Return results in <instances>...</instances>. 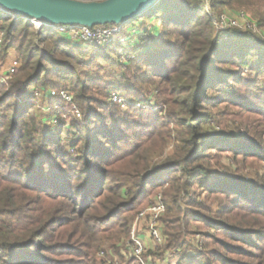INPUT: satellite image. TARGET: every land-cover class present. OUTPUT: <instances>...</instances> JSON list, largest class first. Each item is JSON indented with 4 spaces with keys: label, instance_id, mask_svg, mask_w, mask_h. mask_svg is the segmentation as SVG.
<instances>
[{
    "label": "trees",
    "instance_id": "trees-1",
    "mask_svg": "<svg viewBox=\"0 0 264 264\" xmlns=\"http://www.w3.org/2000/svg\"><path fill=\"white\" fill-rule=\"evenodd\" d=\"M232 1L239 4L237 6L251 9L259 24L264 26V0H210V3L206 0H161L144 15L123 25L126 41L135 36L136 26L146 27L147 23L153 25L144 36L134 37V42L142 45L150 38L151 32L158 29L154 23L160 19L164 28L161 32L156 31L154 38L158 39L155 48L163 51L159 52L163 65L170 60L173 50H170L169 43L164 39L160 41L159 37L163 35L167 39L170 35L168 28H173L172 34L180 37L175 45L176 66L171 69V75L163 79L170 85V95L178 107L171 114L175 117L174 123L181 126L186 137H189L182 142L179 140L182 147L178 158L173 160V167H177L182 176L173 175L174 172L166 168L161 177L163 187L168 183L169 187L172 185L170 190H166L163 201L167 211L174 212L176 221H180L179 214L183 212L182 197L195 186L210 190L215 195L237 194L223 183L208 184V179L214 173L205 172L200 166L194 165L199 157L206 156L205 147L216 149L219 145V142L216 143V134L208 128L213 119L201 111L204 105L219 103L225 94L231 95L232 82L234 85L243 84L242 77L230 66H235L243 73L249 70L254 75L264 71L263 41L251 34H237L235 39H229L225 37L226 34L216 31L217 22L224 11L232 7ZM0 23L4 30L3 54L18 47L22 62L9 86L5 88L0 85V110L3 112V121H0V155L5 161V164L0 163V264H50L47 256L39 254L49 249L47 233L71 225L83 231L90 229L95 240L86 254L78 256L80 260L75 264H115L114 260L108 262L107 258H104L105 261L97 259V254L106 248L115 252V258L126 259L127 254L123 252L127 251L125 241L130 236L136 215L148 206L142 204L151 192H148L147 187H157L151 184V180L159 178L161 170L147 173L152 161L148 155L138 157L136 166H143L142 169H127L128 165L123 166L131 158L130 164L134 165V154L141 145L135 146L136 149L128 148L116 156L115 151L119 150L120 142L126 138L122 127L118 126L119 121L113 114L98 117L87 102L84 116L89 123L100 124L94 128L75 126L80 129V156L76 164L75 161L67 160L71 155L60 151L63 134L54 140L41 135L48 128L44 116H49L41 112L40 104H45L51 94H44L40 100L33 93L37 89L43 92L45 89L57 88L58 82L51 80V77L69 79L72 83L70 91L74 93L77 104L82 106L86 96L84 93L91 90L88 81H93V78L86 73L87 77L82 79L70 61L87 65L82 51L85 48L79 46L78 41L70 35L60 34L47 26L36 31L31 20L16 18L3 10H0ZM131 31L132 34L129 33ZM42 45L49 48L43 51ZM134 51L138 55L142 53L137 48ZM58 57L69 61L58 60ZM160 59L147 61V65H156ZM120 87V83L113 86L115 89ZM208 93L215 94L208 96ZM227 101L237 107L246 106L244 97L231 96ZM57 102L64 103L60 95L53 98V104ZM117 167L124 170L114 171ZM197 175H201L202 179H197ZM22 190H26V194ZM256 192L253 193L255 196ZM23 196L28 199L30 206L23 208L20 216H16L21 209ZM32 197L48 201L50 208L41 210L34 206L36 202ZM169 198L172 205L169 204ZM262 201L258 206L264 209ZM55 203L64 204V207L57 209ZM196 215L199 214L196 212ZM224 227L226 236H229L230 230L235 231L234 226L225 224ZM132 262L129 258L127 263Z\"/></svg>",
    "mask_w": 264,
    "mask_h": 264
},
{
    "label": "rangeland",
    "instance_id": "rangeland-1",
    "mask_svg": "<svg viewBox=\"0 0 264 264\" xmlns=\"http://www.w3.org/2000/svg\"><path fill=\"white\" fill-rule=\"evenodd\" d=\"M206 2L210 3V0H206ZM232 3V7H228L222 15L225 13L236 15L238 12H242L252 26L232 28L228 30L229 33L225 37L235 39L237 34H251L264 42V26L259 24L254 12L248 7L237 6L239 4L236 2L232 1ZM135 24L137 23L135 22ZM154 25H157L158 29L152 31L150 38L142 45L139 42H134V37L136 35L142 37L148 33V29L153 26L150 23H147L146 27L136 26L135 36L129 41L125 40L126 29L122 25L118 26L119 33L111 37L107 43L96 45L84 41L77 42L79 46L85 48L82 51L87 65H78L73 60L70 62L77 68L82 79L86 78L87 74L93 78V81H88L91 90L84 93L86 96L82 106L77 104L74 93L70 91L72 83L69 79L58 80L56 77H51V80L58 82L57 88L45 89L43 92L37 89L33 93L35 98L40 100L44 94L53 92L60 96L66 94L71 100V102L66 101L61 96L64 103L53 104V98L57 96L51 97L50 95L45 104H40L41 112L49 116H44L48 128H45L41 135L54 140L58 135L63 134V147L60 151L68 152L71 156L67 160L75 161L74 164L80 156L78 153L80 129L75 126L94 128L100 124L96 121L92 124L87 121L84 116L86 102L87 105L92 106L98 117L103 118L108 114H113L116 117V120L119 121L118 126L122 127V132L126 135L124 141L120 142L119 150L115 151L116 156L128 148L131 150L130 148L141 145V148L134 154V165L130 164L132 158L122 165H128L127 169H142L143 166H136L139 162L138 157L148 155L152 161L147 173L161 170L162 175L151 180V184L154 183L157 187L153 188L152 185L147 187L148 192L150 190L151 192L143 199L142 204L148 206L141 213L150 207L157 196L164 198L166 190L172 188V185L169 187V183L163 187L161 178L163 169L168 168L169 172H174L173 175L182 176L177 167H173V160L178 158L182 147L179 140L182 142L184 139H189L182 127L176 126L174 123L175 117L171 114L178 107L176 108L174 98L170 95V85L163 80L164 76L168 78L171 75V69L174 65L176 66L175 45L180 37L175 33L172 34L173 28H168L170 35L166 37L167 39L163 38V35L159 37L160 41L164 39L169 43L170 50H173L171 51L173 54H170L169 57L170 60L163 65L159 54L163 51L155 48L158 39L154 38V33L161 32L164 25L160 19H157ZM2 28L3 24L0 23V35L4 40ZM35 28L36 31L41 29ZM54 29L57 31L56 28ZM129 33L132 34V31ZM47 47V45H42L41 49L44 51L47 50ZM261 47H264V43ZM136 48L142 50V53L136 54L134 51ZM161 49L163 50V47ZM154 59L160 60L156 62V65H147V61ZM58 60L69 61L64 57H58ZM0 65L4 73L15 68V73L8 76L7 82L0 83L6 88L15 79L22 65L18 47L10 49L6 54L2 52ZM230 67L242 77L243 84L234 85L232 82L231 95L225 94L223 101H219V103L204 105L205 107L201 111L204 114H209L207 116L213 119L208 128L216 134L215 138L218 140L216 143L219 142V145L216 149L205 147L206 156L199 157L194 165L200 166L205 172L214 173L208 179V184L223 183L230 191L233 190L237 194L215 195L210 190H202L198 186L193 187L182 197L181 209L183 212L179 214L180 221H176V217L173 216L174 212H168L167 208L159 219L162 236L160 244L149 238L147 223L138 224L136 233H144L151 242L150 244L147 241L144 243L143 260L145 264H260V262L264 264V259H261L262 256L264 257V252L261 253V249H264V209L258 206L264 200V71L262 74L254 75L249 70H244L243 73L235 66ZM118 83L122 87L113 88ZM210 94L215 93H208V96ZM115 95L119 96L124 102L123 104L128 105L122 106L119 103H114ZM231 96L244 97L246 106L237 107L227 101ZM146 100L149 102H145ZM138 104L140 108L137 106ZM110 106H112L111 111ZM2 114L3 112L0 110V121H3ZM61 123L62 125H60ZM0 163L5 164L1 155ZM115 170L123 171L124 168L117 167ZM196 178L202 179V176L197 175ZM107 182L109 183L110 180ZM256 190L257 195L255 196L253 193ZM25 192L27 191L22 190L23 194H26ZM32 198L36 202L34 206H38L41 210L50 208L48 201L37 197ZM258 198L259 203L257 202ZM218 200L220 203H217ZM171 202L169 198L170 205H172ZM20 204L21 209L18 210L16 216H20L23 208L30 206L28 199H24V196ZM54 206L61 209L60 207L63 208L64 204L55 203ZM196 212L199 214L198 216ZM137 217L138 215L133 221L131 231L135 227ZM203 217L206 219H202ZM225 224L235 227V231H233L234 229L230 230L229 236L224 233L226 232ZM245 230L248 232L245 233ZM90 231V229L88 231L80 230L76 225L67 226L61 230H51L46 235V237L49 236V249L47 252L42 251L39 254L47 256L50 264H75L80 260L78 256L86 254L88 248L95 244ZM249 231L252 233L250 234ZM129 240L130 236L124 244L126 250ZM123 252L127 254L124 260H120L119 257L115 258V252L107 248L101 250L96 257L104 261V258H107L108 262L114 260L115 264L127 263L129 252Z\"/></svg>",
    "mask_w": 264,
    "mask_h": 264
},
{
    "label": "water",
    "instance_id": "water-1",
    "mask_svg": "<svg viewBox=\"0 0 264 264\" xmlns=\"http://www.w3.org/2000/svg\"><path fill=\"white\" fill-rule=\"evenodd\" d=\"M161 0H0V10L51 26H122Z\"/></svg>",
    "mask_w": 264,
    "mask_h": 264
},
{
    "label": "built area",
    "instance_id": "built-area-1",
    "mask_svg": "<svg viewBox=\"0 0 264 264\" xmlns=\"http://www.w3.org/2000/svg\"><path fill=\"white\" fill-rule=\"evenodd\" d=\"M32 24L37 28H42L43 26L54 27L60 34L70 35L75 41H84L88 43H93L96 45H101L103 43H107L111 40V37L115 36L119 33L120 29L118 26H101L94 27L92 29L79 27V26H51L44 25L38 23L35 20H31ZM252 26L250 21L246 19V16L242 12H238L236 15L224 14L220 17L217 22L216 31L219 34H227L228 30L235 27L247 28ZM53 28V29H54ZM4 40L0 35V57L3 52ZM15 73V68L9 70L4 73L3 68L0 65V83H6L8 80V76ZM12 76V75H11ZM57 96L56 93H51V97ZM66 101L71 102L68 99L66 94L61 95ZM114 103H119L122 106H126L128 104H123L124 102L119 98L118 95L113 97ZM140 108V105H137ZM166 212V206L163 201L162 196H157L150 207L144 212L140 213L136 219L135 227L131 231L130 240L127 244V251L129 252V258L134 261V264H145L143 260V255L145 253V241L140 236V233L137 232V225L147 223L148 227V235L149 238L152 239L155 243L160 244L162 242V236L159 229V219Z\"/></svg>",
    "mask_w": 264,
    "mask_h": 264
},
{
    "label": "crops",
    "instance_id": "crops-1",
    "mask_svg": "<svg viewBox=\"0 0 264 264\" xmlns=\"http://www.w3.org/2000/svg\"><path fill=\"white\" fill-rule=\"evenodd\" d=\"M140 236L143 238V240H144L145 242L147 241L149 244L151 243L150 240H148V236H146L144 233L141 234Z\"/></svg>",
    "mask_w": 264,
    "mask_h": 264
}]
</instances>
